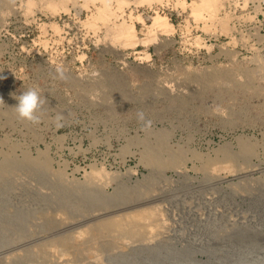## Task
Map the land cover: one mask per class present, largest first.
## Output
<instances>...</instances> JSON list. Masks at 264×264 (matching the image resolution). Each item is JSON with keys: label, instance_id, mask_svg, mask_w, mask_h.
Listing matches in <instances>:
<instances>
[{"label": "rangeland", "instance_id": "obj_1", "mask_svg": "<svg viewBox=\"0 0 264 264\" xmlns=\"http://www.w3.org/2000/svg\"><path fill=\"white\" fill-rule=\"evenodd\" d=\"M30 1V12L24 0L11 3L0 23V162L9 158L15 169L0 177V190L11 184L10 196H58L84 211L144 198L162 182L182 190L216 181L215 192L264 182V0H211L199 18L190 4L201 0H127L121 9L106 0L115 23L132 21L140 39L156 14L173 25L133 46L107 36L99 0H52L55 10ZM163 3L160 12L155 5ZM56 65L66 81L53 79ZM30 87L47 100L39 125L13 108V95ZM138 111L151 130L141 129ZM58 113L66 117L60 128ZM224 159L233 170L257 167L244 180L207 167ZM41 181L48 185L33 194ZM170 203L162 214L175 225ZM59 243L46 247L58 253Z\"/></svg>", "mask_w": 264, "mask_h": 264}, {"label": "bare ground", "instance_id": "obj_2", "mask_svg": "<svg viewBox=\"0 0 264 264\" xmlns=\"http://www.w3.org/2000/svg\"><path fill=\"white\" fill-rule=\"evenodd\" d=\"M24 1V9L30 12L33 3ZM38 1L51 10L56 3L52 0ZM57 1L60 5L66 0ZM99 1L97 19L105 25L107 36L119 40L122 45L142 44L149 37L154 38L155 32L168 34L173 29L166 16L156 14L146 25L149 37L140 39L136 37L132 21L128 24L124 21L115 23L113 19L118 16L117 10L106 0ZM116 1L117 9L127 3V0ZM143 1L149 3L156 0ZM15 2L0 0V23L3 14ZM180 2L184 3L183 0ZM199 2L190 4L195 17L201 14V8L212 6L211 0ZM8 160L0 162V177L6 178L15 170L11 161V165L7 163ZM224 160L220 164V161L214 164L207 162V167L219 171L222 166L231 174L237 172L235 177L242 180L257 167L256 164H249L233 170L226 162L228 159ZM217 164L221 165L220 168ZM160 175L159 178H162L163 174ZM40 183L41 187L32 190L33 194H41V189L48 185V181ZM162 184L159 185L160 191L144 198L106 202L102 207L84 211L74 207L68 209V203H62L63 198L58 196H37L29 200L10 196L11 184H6L0 190V264H264V182H243L241 187L223 192H215L214 188L219 185L216 181L197 183L182 190L169 182ZM18 185L20 187L21 183ZM7 194L9 196L6 197ZM65 200L69 201L68 198ZM165 201L171 202V210L179 214L175 225L165 217L166 213L163 217L165 209L162 203ZM156 213H159L156 219H152ZM186 213L190 216L186 217ZM55 241L56 244L63 242L58 248L64 249L59 251V248L58 253L55 252L57 245L55 250H48L54 249L50 243ZM48 245L52 246L48 248ZM34 253L38 254V258H32Z\"/></svg>", "mask_w": 264, "mask_h": 264}, {"label": "clouds", "instance_id": "obj_3", "mask_svg": "<svg viewBox=\"0 0 264 264\" xmlns=\"http://www.w3.org/2000/svg\"><path fill=\"white\" fill-rule=\"evenodd\" d=\"M5 77L0 76V79ZM53 79H59L61 81H66L68 79L65 69L62 65H56L55 74ZM13 98L18 101V103L13 107L17 114V117L21 121H27L33 125H39L41 123V114L44 111V105L47 100L41 95L39 88L30 87L28 90L23 91L22 94ZM3 99L0 98V103H3ZM66 119L63 113H58L55 116V124L57 128L63 127V121ZM137 120L141 124V129L143 131L151 130L153 126V121L148 119L143 111L137 112Z\"/></svg>", "mask_w": 264, "mask_h": 264}, {"label": "built area", "instance_id": "obj_4", "mask_svg": "<svg viewBox=\"0 0 264 264\" xmlns=\"http://www.w3.org/2000/svg\"><path fill=\"white\" fill-rule=\"evenodd\" d=\"M168 5V3H166ZM165 3L163 4H159V5H155V8H157L158 11H162V10H167V8H165L166 6H164ZM151 11V13L153 14L154 13V9L153 8H149V12ZM149 12H147V15L145 16L146 19H149L151 18V15L149 14Z\"/></svg>", "mask_w": 264, "mask_h": 264}]
</instances>
